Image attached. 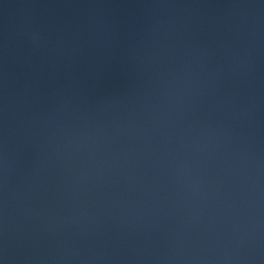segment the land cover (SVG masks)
<instances>
[{
    "label": "water",
    "instance_id": "95a60500",
    "mask_svg": "<svg viewBox=\"0 0 264 264\" xmlns=\"http://www.w3.org/2000/svg\"><path fill=\"white\" fill-rule=\"evenodd\" d=\"M0 264H264V0H0Z\"/></svg>",
    "mask_w": 264,
    "mask_h": 264
}]
</instances>
